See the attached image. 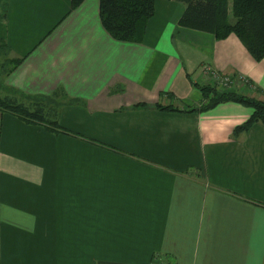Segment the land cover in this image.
Listing matches in <instances>:
<instances>
[{"label": "crops", "instance_id": "obj_1", "mask_svg": "<svg viewBox=\"0 0 264 264\" xmlns=\"http://www.w3.org/2000/svg\"><path fill=\"white\" fill-rule=\"evenodd\" d=\"M185 10L155 0L131 42L100 0H0L4 86L60 97L79 135L0 110V264H264V121L238 131L254 108L236 100L201 110L204 86L264 101V58Z\"/></svg>", "mask_w": 264, "mask_h": 264}, {"label": "trees", "instance_id": "obj_2", "mask_svg": "<svg viewBox=\"0 0 264 264\" xmlns=\"http://www.w3.org/2000/svg\"><path fill=\"white\" fill-rule=\"evenodd\" d=\"M83 1L72 0L73 7H77ZM177 1L186 5V10L179 21L180 25L212 32L219 39L235 33L256 60L264 58V0ZM154 13L155 0H100V16L104 27L114 38L121 41H141L148 21ZM3 49L6 50L5 44ZM201 90L207 99V103L202 105L201 110L226 100H236L254 108L252 117L239 126L238 131H246L254 123L264 121V101L236 92H221L215 86H204ZM156 106L161 110L180 111L179 108L170 105L157 104ZM0 110L8 111L27 123L43 124L57 133L79 136L60 125L57 109L51 111L46 122H43L37 116L38 114L46 115L44 108L31 111L17 98L6 95L0 98ZM197 110V108H190L187 111Z\"/></svg>", "mask_w": 264, "mask_h": 264}, {"label": "rangeland", "instance_id": "obj_3", "mask_svg": "<svg viewBox=\"0 0 264 264\" xmlns=\"http://www.w3.org/2000/svg\"><path fill=\"white\" fill-rule=\"evenodd\" d=\"M7 60V59H6ZM12 62L10 63L8 60L5 61L0 68V98L9 95L17 98L19 102H22L23 104L27 105L31 111L39 110L40 108H44V112L46 115L41 114L38 118L42 120L43 122H46L47 116H49L54 109L57 108L59 105V102L62 100L60 97H31V96H26L24 94L11 91L10 89L6 88L3 84V72L4 69H6L7 65H11ZM244 95V94H242ZM245 96V95H244ZM173 106V105H170ZM39 108V109H38Z\"/></svg>", "mask_w": 264, "mask_h": 264}, {"label": "built area", "instance_id": "obj_4", "mask_svg": "<svg viewBox=\"0 0 264 264\" xmlns=\"http://www.w3.org/2000/svg\"><path fill=\"white\" fill-rule=\"evenodd\" d=\"M209 70H211V68H208ZM214 79L217 82V85L225 87V88H229L231 86H234L235 83H237V81H246L247 80L244 78V76H239L238 78H234L230 75H223L218 73L217 71H212Z\"/></svg>", "mask_w": 264, "mask_h": 264}]
</instances>
